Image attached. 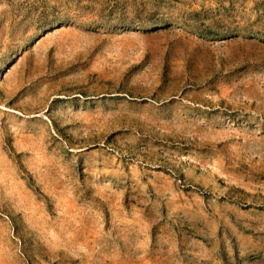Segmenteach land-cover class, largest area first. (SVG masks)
<instances>
[{"label": "rangeland", "instance_id": "1", "mask_svg": "<svg viewBox=\"0 0 264 264\" xmlns=\"http://www.w3.org/2000/svg\"><path fill=\"white\" fill-rule=\"evenodd\" d=\"M0 264H264V0H0Z\"/></svg>", "mask_w": 264, "mask_h": 264}]
</instances>
